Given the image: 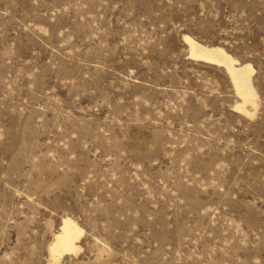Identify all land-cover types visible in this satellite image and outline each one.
Listing matches in <instances>:
<instances>
[{"label": "rangeland", "instance_id": "obj_1", "mask_svg": "<svg viewBox=\"0 0 264 264\" xmlns=\"http://www.w3.org/2000/svg\"><path fill=\"white\" fill-rule=\"evenodd\" d=\"M0 264H264V0H0Z\"/></svg>", "mask_w": 264, "mask_h": 264}, {"label": "bare ground", "instance_id": "obj_2", "mask_svg": "<svg viewBox=\"0 0 264 264\" xmlns=\"http://www.w3.org/2000/svg\"><path fill=\"white\" fill-rule=\"evenodd\" d=\"M184 39L189 46V57L224 66L241 100L235 104L240 112L253 115L248 104L258 105V91L253 82L254 66L250 62L242 63L232 56L224 46L208 44L185 34ZM83 233L77 220L67 215L63 217L59 230L49 245L51 260L58 263L63 253L76 249V242Z\"/></svg>", "mask_w": 264, "mask_h": 264}]
</instances>
